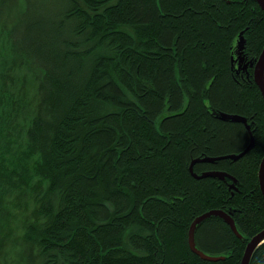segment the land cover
<instances>
[{
    "label": "trees",
    "instance_id": "trees-1",
    "mask_svg": "<svg viewBox=\"0 0 264 264\" xmlns=\"http://www.w3.org/2000/svg\"><path fill=\"white\" fill-rule=\"evenodd\" d=\"M263 46L256 0H0V264H240L264 229ZM211 209L241 234L197 225L215 261L187 240Z\"/></svg>",
    "mask_w": 264,
    "mask_h": 264
},
{
    "label": "water",
    "instance_id": "water-1",
    "mask_svg": "<svg viewBox=\"0 0 264 264\" xmlns=\"http://www.w3.org/2000/svg\"><path fill=\"white\" fill-rule=\"evenodd\" d=\"M257 3L259 4L260 8L264 10V0H256ZM241 41L239 40V43ZM253 65V78L254 81L256 83V85L259 87V90L264 98V46L258 56V58L256 59L255 63H251ZM220 118L224 119V120H231V121H240L246 124V119L244 117L238 116V115H231V114H224L221 113L219 115ZM247 129H249V126L246 124ZM253 146V138L251 136L250 133V143L248 144V146L246 147V149L239 153L238 155H228L225 157H229L232 159H236L240 156L243 155V153L245 151H247L248 149H250ZM223 158V157H221ZM218 158H203L201 159L202 161H214ZM194 161H192L191 165H190V170L192 167ZM195 177H204V176H217V177H229L232 180H234L231 176H229L228 174H225L223 172H218V171H210V172H205L201 175H196L193 174ZM258 182H259V188L261 190V193L264 197V156L261 159V162L259 164V169H258ZM210 216H217L219 218H221L222 220H224L229 227L231 228V230L235 233V235L239 238H241V234L238 232L235 222L233 220V218L231 217V215L221 209H211L208 210L198 216H196L193 221L190 223L189 225V229H188V233H187V240H188V245L190 247V249L197 254L201 259L204 260H210V261H215V260H219V259H223V256H217V255H209L204 253L202 250H200L197 246H196V242H195V231H196V227L199 223H201L203 220H205L206 218L210 217ZM264 242V229H262L261 231H259L257 234H255L253 237H251V239L248 241V243L246 244L243 256L241 258L240 264H249L251 255L253 253V251L255 250L256 247H258L261 243Z\"/></svg>",
    "mask_w": 264,
    "mask_h": 264
},
{
    "label": "flooded vegetation",
    "instance_id": "flooded-vegetation-1",
    "mask_svg": "<svg viewBox=\"0 0 264 264\" xmlns=\"http://www.w3.org/2000/svg\"><path fill=\"white\" fill-rule=\"evenodd\" d=\"M237 63H239V65L241 66L242 59H241V60H238V62H237ZM245 66H246V64H245ZM245 66H244V68H245Z\"/></svg>",
    "mask_w": 264,
    "mask_h": 264
}]
</instances>
